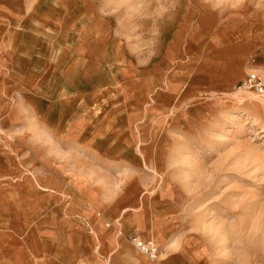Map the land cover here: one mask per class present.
<instances>
[{"label":"rangeland","instance_id":"1","mask_svg":"<svg viewBox=\"0 0 264 264\" xmlns=\"http://www.w3.org/2000/svg\"><path fill=\"white\" fill-rule=\"evenodd\" d=\"M250 72L264 0H0V264H264Z\"/></svg>","mask_w":264,"mask_h":264},{"label":"built area","instance_id":"2","mask_svg":"<svg viewBox=\"0 0 264 264\" xmlns=\"http://www.w3.org/2000/svg\"><path fill=\"white\" fill-rule=\"evenodd\" d=\"M243 84L246 87H252L258 91H264V85L262 81L259 80V77L255 72H250L246 78L243 80ZM132 241L136 245V247L143 253H145L148 257L152 259H156L159 254V248L157 243L151 238H141L138 236H134Z\"/></svg>","mask_w":264,"mask_h":264},{"label":"crops","instance_id":"3","mask_svg":"<svg viewBox=\"0 0 264 264\" xmlns=\"http://www.w3.org/2000/svg\"><path fill=\"white\" fill-rule=\"evenodd\" d=\"M157 232V231H156ZM156 237H159V235H157ZM144 255V254H143ZM146 258H148L146 255H144ZM149 259V258H148ZM150 260V259H149ZM153 262V261H152Z\"/></svg>","mask_w":264,"mask_h":264}]
</instances>
